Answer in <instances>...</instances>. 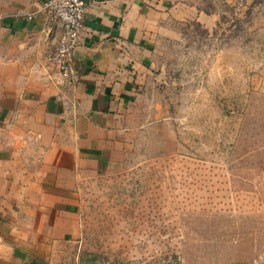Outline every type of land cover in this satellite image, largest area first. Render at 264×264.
Segmentation results:
<instances>
[{
    "label": "rangeland",
    "instance_id": "374dc122",
    "mask_svg": "<svg viewBox=\"0 0 264 264\" xmlns=\"http://www.w3.org/2000/svg\"><path fill=\"white\" fill-rule=\"evenodd\" d=\"M128 144L83 182L47 264H264V0H196Z\"/></svg>",
    "mask_w": 264,
    "mask_h": 264
},
{
    "label": "crops",
    "instance_id": "0c3cea01",
    "mask_svg": "<svg viewBox=\"0 0 264 264\" xmlns=\"http://www.w3.org/2000/svg\"><path fill=\"white\" fill-rule=\"evenodd\" d=\"M45 1L0 0V264H47L79 235L83 182L123 154L162 42L219 19L196 0H85L76 77L60 84L47 56L61 28Z\"/></svg>",
    "mask_w": 264,
    "mask_h": 264
},
{
    "label": "built area",
    "instance_id": "2783aa9c",
    "mask_svg": "<svg viewBox=\"0 0 264 264\" xmlns=\"http://www.w3.org/2000/svg\"><path fill=\"white\" fill-rule=\"evenodd\" d=\"M40 9L46 14L47 23H58L61 33L57 39L55 48L47 56V62L58 74L60 84L72 82L76 75L72 65V53L80 43V33L83 28L86 10L85 0H46ZM32 19V14L26 16ZM47 26V25H46ZM63 92L57 96L62 100ZM74 106V104H72ZM75 107H71L74 110Z\"/></svg>",
    "mask_w": 264,
    "mask_h": 264
}]
</instances>
